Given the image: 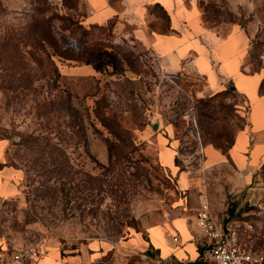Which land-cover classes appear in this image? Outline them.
Segmentation results:
<instances>
[{
  "label": "rangeland",
  "instance_id": "374dc122",
  "mask_svg": "<svg viewBox=\"0 0 264 264\" xmlns=\"http://www.w3.org/2000/svg\"><path fill=\"white\" fill-rule=\"evenodd\" d=\"M198 2L205 27L248 37L242 72L264 73V50L250 45L264 42V0ZM87 13L82 0H0V179L9 185L0 189V237L12 251L57 250L66 256L57 264H152L157 253L143 242V221L180 200L189 210L198 206L205 179L220 221L242 230L252 224L243 240L264 249V162L247 186L230 159L204 170L207 146L227 150L246 130L250 99L229 84L211 93L191 66L168 69L132 27L126 36L112 24L91 29ZM59 18L82 22L109 54H90L80 65L53 55L48 44L15 52L9 35L23 36L32 19L49 21L59 45L79 47ZM41 70H56L58 83L42 79ZM208 100L209 118L202 119ZM97 101L109 114L107 126L96 117ZM159 136L170 140L188 191L180 175L161 167ZM254 136L264 145V131Z\"/></svg>",
  "mask_w": 264,
  "mask_h": 264
},
{
  "label": "crops",
  "instance_id": "0c3cea01",
  "mask_svg": "<svg viewBox=\"0 0 264 264\" xmlns=\"http://www.w3.org/2000/svg\"><path fill=\"white\" fill-rule=\"evenodd\" d=\"M82 1L88 7L85 18L87 24L105 25L114 22L115 32L122 36L131 34L124 31V28L130 26L133 28L132 34L142 43L148 44L168 69L179 70L189 65L207 81L211 93L218 92L232 82L236 91L250 99L251 128H246L237 135L229 151L232 170L236 174L234 176L242 177L243 184L249 185L253 173L264 162V145L259 144L254 136L255 132L264 131V95L259 93L264 73L246 75L242 72L249 48L246 34L241 29H235L231 34L223 36L218 31L205 27L197 0ZM162 13L168 15L167 23L161 22L159 17ZM157 140L160 155L162 154L161 166L173 175H180L181 189L188 191V177L185 173H179L170 140H166L164 136H159ZM204 153V170L217 166L226 167L229 162L222 152L213 147L207 146ZM3 181L0 179V189L9 188L8 184L4 187ZM206 186L208 189L207 180ZM198 206L189 210L184 201L180 200L172 206L152 211L145 218L142 225L145 235L143 242L157 253V259L152 264H206L202 256L207 240L197 225ZM210 208L218 224L223 227L229 224L224 225L220 221L211 200ZM174 238L178 241H174ZM10 249V244L0 237V264H21L12 260L15 250ZM44 252L46 256L41 264H57L63 257L66 259L57 250Z\"/></svg>",
  "mask_w": 264,
  "mask_h": 264
},
{
  "label": "trees",
  "instance_id": "16d2710c",
  "mask_svg": "<svg viewBox=\"0 0 264 264\" xmlns=\"http://www.w3.org/2000/svg\"><path fill=\"white\" fill-rule=\"evenodd\" d=\"M198 8L203 16V14L206 12L202 6V4L200 2H198ZM161 22L162 23H167L169 20V17L166 13H162L160 14ZM61 20V22L63 23V28L62 31L64 32H69L71 33L70 38L72 40L75 41V43L79 46L76 47L75 45H67L65 43H63L62 45H59L57 42H54V39L52 37V27L49 21H45V19H32V23L30 22L29 28L28 30H26V32L23 33V36L20 35H16V34H10L9 36V40L11 42H14L15 46V52L18 53L21 50H23L24 48H26L27 50H29L30 48L32 49H38L39 46L44 47V44H48V46H50L53 49V55L58 56L59 58L66 60V61H72V62H76L80 65H84L88 62V56L90 54H100V55H106L109 54L107 50V48H103L100 44H95L92 43V40H94L95 37V33L90 32V30H88L87 28L84 27V25L82 24V22H80L79 20H74L73 18H59ZM202 21H203V17H202ZM204 23V22H203ZM112 24V27H115L116 23L114 22H109L105 25H93V24H89L91 29H100V28H104L105 26H108ZM75 33H79L81 35V37L83 38H87L86 40L84 39H77V37L75 36ZM91 40V41H90ZM252 42V41H251ZM252 44V46L254 44H259L260 46H262L263 50H264V42H252L250 43V45ZM29 54H31V56H33L32 52ZM248 56L246 55L245 59H249L250 53H247ZM48 55V54H47ZM34 57V56H33ZM37 57H34V60L38 61ZM31 61L33 62V60L31 59ZM39 61H41L39 59ZM42 64V61L41 63ZM246 64L244 63L243 67H242V71L246 72V68H245ZM43 69V68H41ZM41 72L43 73L42 75V79L47 80L48 82L52 83V84H57L58 83V78H59V74L57 73L56 70H54L53 74L49 73L47 75L45 70H41ZM231 85L229 83V89H230ZM231 90V89H230ZM231 92V91H230ZM234 92H237L236 89L234 90ZM259 93L260 95H264V78L262 79L260 86H259ZM245 96V95H244ZM246 98V97H245ZM247 100V99H246ZM211 100L208 101H202V110H206L205 112L200 113V115L203 118H209V111H210V105L209 102ZM249 101V99L247 100ZM250 102V101H249ZM250 108H251V103H250ZM96 117L97 119L101 122L102 125H109L108 122V115L105 111H103V106H102V102L97 101L96 103ZM248 119H249V124L246 126L247 129L251 128V122H250V118H249V114H248ZM234 145V142L232 143V145L227 149H222V153L228 158L230 159V155H229V151L232 149ZM113 152L110 149V162L113 163ZM175 163L177 164V159H175ZM162 167V166H161ZM163 168V167H162ZM2 170V164L0 163V171ZM199 262H196L195 264H198Z\"/></svg>",
  "mask_w": 264,
  "mask_h": 264
},
{
  "label": "built area",
  "instance_id": "2783aa9c",
  "mask_svg": "<svg viewBox=\"0 0 264 264\" xmlns=\"http://www.w3.org/2000/svg\"><path fill=\"white\" fill-rule=\"evenodd\" d=\"M202 193L199 196V207L196 212L198 227L203 231L207 242L202 260L206 264H264V249H254L247 246L243 235L253 230L250 223L243 230L231 222L227 226L218 224L210 208L206 180H201ZM174 241H178L174 238ZM42 251L37 245L21 247L12 254V260L17 263H35Z\"/></svg>",
  "mask_w": 264,
  "mask_h": 264
},
{
  "label": "water",
  "instance_id": "95a60500",
  "mask_svg": "<svg viewBox=\"0 0 264 264\" xmlns=\"http://www.w3.org/2000/svg\"><path fill=\"white\" fill-rule=\"evenodd\" d=\"M232 84H233V83H232V82H230V85H231L230 89H231L232 91H234V90H235V88H234V86H233Z\"/></svg>",
  "mask_w": 264,
  "mask_h": 264
}]
</instances>
